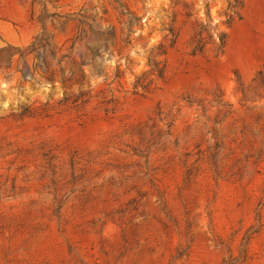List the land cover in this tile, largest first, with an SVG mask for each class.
Returning a JSON list of instances; mask_svg holds the SVG:
<instances>
[{"label": "rangeland", "instance_id": "1", "mask_svg": "<svg viewBox=\"0 0 264 264\" xmlns=\"http://www.w3.org/2000/svg\"><path fill=\"white\" fill-rule=\"evenodd\" d=\"M0 264H264V0H0Z\"/></svg>", "mask_w": 264, "mask_h": 264}]
</instances>
